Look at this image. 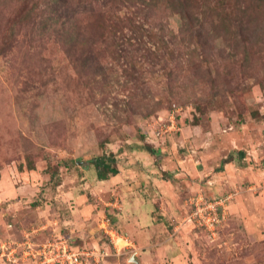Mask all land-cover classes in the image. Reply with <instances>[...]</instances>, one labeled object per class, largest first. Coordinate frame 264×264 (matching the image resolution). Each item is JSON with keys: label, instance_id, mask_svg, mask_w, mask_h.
Masks as SVG:
<instances>
[{"label": "rangeland", "instance_id": "rangeland-1", "mask_svg": "<svg viewBox=\"0 0 264 264\" xmlns=\"http://www.w3.org/2000/svg\"><path fill=\"white\" fill-rule=\"evenodd\" d=\"M22 1L26 0H0V48L7 14ZM27 1L38 3V21L53 22L47 20L53 16L49 0ZM104 1L91 0L93 7L111 9V15L124 20H116L117 33L107 35L100 51L97 43L91 55L90 60L101 57L105 68L100 82L88 81L81 70L82 63L76 58L89 55L79 51L78 41L70 53L66 51L68 47L54 32L59 24L50 25L44 35L40 33L42 29L32 31L31 25L11 47L0 49V195H4L0 246L5 240L16 246L24 240L26 230L45 223L48 215L56 218L54 213L64 211L68 216V210L72 211L69 208L75 205L74 198L82 196L90 202L88 215L95 228L98 226L94 231L89 229L90 224L73 228L75 244L96 251L85 264H264V193L251 189L252 181L258 184L262 177L251 175L245 182L238 178L241 180L235 186L226 178H218L220 166L213 164L206 173L212 182L208 178L206 183L196 185L186 180V174L187 178L194 177L189 173L188 159L194 158L192 163L200 171V167L204 168V160L197 159L208 137L218 142L231 136L229 143L223 144L225 153L232 148L245 151V167L250 163L256 169L264 168V30L259 41L262 48L248 58L242 48L236 53L229 43L210 41L196 49L194 41L176 45L169 41L183 61L181 69L178 59L165 49L157 57L154 38L152 41L150 37V29L158 24L180 34L179 14L170 9L148 12L145 4L129 6L125 0H113L111 5H103ZM69 3L71 8L82 11L86 4L82 0ZM88 12L77 17L82 26L91 19ZM132 26L140 27L138 32ZM213 47L215 51L210 52ZM175 106L181 107L179 118L170 122L169 113ZM170 123L172 128L166 131ZM199 137L204 139L195 145ZM147 145L158 151L151 152ZM109 153L118 158L119 167L134 164L140 173L139 182L129 183L127 193L119 184L109 187L99 181L95 166L88 163ZM225 153L223 156L230 158ZM77 159L84 163L77 164ZM225 160L227 157L224 163ZM30 162L35 169L27 168ZM48 165L54 175L47 173ZM84 174L88 175L85 180ZM195 178L205 180L206 175ZM199 184L213 191H203ZM229 193L234 196L227 220L215 234L198 225H185L193 197L202 194L213 198ZM130 194L143 198V203L137 207L138 213L134 207L132 210L139 219L126 220L131 232H124V238L133 245L125 246L124 238H119L123 227L117 213L121 210L117 205L107 207L103 199H117L116 203L125 207L123 200ZM45 202L51 205V214L38 215L37 210ZM11 203L15 206L9 212L6 208ZM60 203L65 207L59 208ZM17 211L23 216L14 217ZM103 218L111 219L107 229L118 230L113 236L115 243L102 227ZM131 226L143 237H138ZM65 228L48 229L35 235V239L43 242L53 234L71 235ZM16 255L20 264H36L30 258L23 260L20 248ZM0 264L16 263L0 257Z\"/></svg>", "mask_w": 264, "mask_h": 264}, {"label": "trees", "instance_id": "trees-1", "mask_svg": "<svg viewBox=\"0 0 264 264\" xmlns=\"http://www.w3.org/2000/svg\"><path fill=\"white\" fill-rule=\"evenodd\" d=\"M82 1L86 3L83 11L80 10L79 7L71 8L69 3L70 0H49L53 16L49 17L47 20H53L51 24H49L48 21H38L40 8L38 3L35 2L29 4L27 0L22 1L18 6H15L14 11L7 14L5 30L1 41L2 46L0 49L11 47L13 45L11 43L19 38L20 33L31 25L33 27L32 31L42 29L40 33L44 35L46 31L50 29V25L59 24L57 31L54 32L61 36L64 44L68 47L66 51L70 53L78 41L79 51L82 54L88 53L89 55L88 57H83V59L82 57L76 58L78 63H82L81 70L84 69V72H86V79L88 81L100 82V76H103L105 68L101 66V57L100 60H90L91 55L96 52L95 50L97 49L95 47L98 45L97 43H99L98 51H100L103 44L108 40L107 35L117 33L116 29L118 30V28L114 27L117 25L116 20L123 21L124 19L120 16L115 17L114 14L111 15V9L107 10L102 7L97 9L95 6L93 7L91 0ZM125 1L129 2V6L137 7V3L145 4L148 8V12H154L157 9H170L180 15L182 20L180 34H177L170 29L167 30V27L163 24H158L157 28L150 29V37L151 40L154 38L153 40L156 44V50L154 53L157 54V57L161 55L159 52L162 49H165V51H168L169 54L178 59L179 68L181 69L184 67V65H182L183 61L175 54V49L170 46L169 41L174 45L178 42L185 43L187 41L190 43L191 41H194L197 44L196 49L200 48V45L202 46L210 41H213L214 43L216 42V44L219 43V45L220 43H229V46H232L236 53H240V49L242 48L245 58H248L251 53L260 51L262 48L259 45V41L263 39L264 0ZM107 3H110L111 5L113 0H105L102 4L107 5ZM212 3H214V5H212ZM138 8L140 9V6ZM95 11H99V13H95ZM208 11L212 12L209 13ZM83 12H88L91 16L90 21L85 26H82V24L79 23L80 20L78 21L77 19L79 14ZM126 19H129V17ZM107 21L111 22L107 24ZM37 23L40 24L37 25ZM112 27L114 28L112 29ZM132 27L136 32H138V28H140L136 26ZM166 30L168 31L167 34L170 39H166ZM257 45H259V48ZM113 51L115 50L113 49ZM209 51L214 52V47L210 48ZM216 53L220 54L222 52L217 51ZM204 60L205 58L203 57L202 61ZM197 109L202 111L199 104H197ZM178 116L179 113H177L176 117ZM146 149L154 153L158 151L156 148L152 149V146L150 145H147ZM239 154L240 157L243 158L246 153L245 151H239ZM231 157L232 156L227 158V161L231 160ZM76 163H84V161L77 159ZM88 163L95 166L97 177L100 180H107L111 176L118 175L120 172L118 158L114 153L99 155L88 161ZM79 166L80 165H78V167ZM27 168L29 170L35 169L34 163L30 162V166ZM47 169V173H51V175L55 174V171L51 170V166L48 165ZM1 207L2 204H0V208ZM11 226L12 224H10V227ZM61 235L69 240L73 248H81L73 242L70 235H64L62 233Z\"/></svg>", "mask_w": 264, "mask_h": 264}, {"label": "crops", "instance_id": "crops-1", "mask_svg": "<svg viewBox=\"0 0 264 264\" xmlns=\"http://www.w3.org/2000/svg\"><path fill=\"white\" fill-rule=\"evenodd\" d=\"M230 138H231V136H227L225 138H220V140H218V142H217V140H214L215 138H213V137H208L206 140L203 137H201V138L199 137V139L194 140L195 141V145H196V144L199 143V141L201 143L202 140L204 139L203 142L205 144H201L203 149L200 150V153H201L200 154V158L197 159L198 162H200L199 160H201V158L204 160L203 161L204 168L200 167L202 169L200 171L198 169L199 167H196V165L194 166L193 163H192L194 158L192 159V161H189V159H188L187 160V163H188L187 165L189 166V169L191 171L189 173L192 176H194L193 178H191V177L187 178V174H186V180H188V184H190L191 182H194L197 185L198 182H200V181L201 182L204 181V183H206L205 181L208 178L209 179L207 181L212 182L211 178L206 173H208L210 171V169L212 168V165L214 164V165H219L220 166L219 172H218L219 175H217V177L218 178H222V179L226 178L225 180L228 181V184L234 183V185L236 186V184L238 183V180L243 179L244 180L243 182H245L247 179H251L252 177H254L256 179H258V178L260 179V177H262L261 181L260 180L258 181L259 182L258 184H255L257 181H252L254 186L252 185L251 188L255 189L256 186L257 187H262L264 185V175H263L264 174V170H263L264 168L263 169L262 168H257L256 169V167L252 166L250 163H249L250 165L248 164L249 167H245L244 164L246 163L245 159L247 157H246V154H245V156L243 158L240 157L239 151H241V150L236 151V149L232 148V149L228 150V153H225V151H224L225 149H223L224 148L223 144H224V142L229 143V140H231ZM213 144H214V146H213ZM254 147H255V145H253V148ZM223 152L225 154L231 155L232 159L228 160V161H226L224 163L223 159L226 158V157L228 158V156L227 155L223 156ZM250 153H252V152H250ZM189 156L193 157V155H191V154H189ZM189 156H188V158H190ZM119 168H120V172H119L118 175L111 176L107 180H100V179H98V180L103 182V183H106V185L108 184L109 187H113V186H116L117 184H119L117 186L121 187L124 193L125 192L127 193L129 188H130L129 183H133V182L137 183V182H139L138 180L140 178V173L137 171L136 165H134V164L133 165L127 164L124 167H119ZM248 169H253V171L251 172L252 174L248 171ZM79 173L83 174L81 172V170H79ZM186 173H188V172H186ZM95 175L97 176L96 172H95ZM197 175H202V176L206 175V179L203 180V178H201L202 180L201 179L199 180V179L195 178ZM251 175H252V177H251ZM87 177H88V175L84 174L82 179L85 180ZM238 178H241V179H238ZM232 179H234V180H232ZM216 180H218V179H216ZM141 181L143 182L144 179H141ZM147 181L150 182V180H147ZM85 183H87L86 186H88V181H86ZM155 185H156V183H155ZM205 185H207V184H205ZM198 186L203 191H204V189L212 190L211 187L204 188L203 185H200V184ZM157 189H159V188H157ZM228 189H230V187H228ZM159 190H162V189L160 188ZM263 190H264V188L259 189L258 191L259 192L261 191L262 194H263L264 193ZM66 193H68V192L66 191V192H64V194H59L58 196L65 195ZM262 194L260 195L261 197L263 196ZM109 195H110V193H109ZM133 196H135V194L134 195L130 194V196L128 195V198L125 197V199L123 200V202H125V207H123V205H121V202H120V205H118V203H116L117 199H115L116 201H111L109 199H106V200L103 199L104 204L107 207L108 206L116 207V205H117V207L121 210V211H118V213H117V217H118L117 219H118V221L120 223L122 222L121 226L123 227V229H121V230H123L122 233L119 232L120 238H124L125 236H127L124 232H126V233H129V231L131 232L130 225L127 223V221L128 220H130V221L133 220L134 221V220H138L139 219V217H137L136 213L133 214L132 210H133V207H134L135 211L138 213V208L137 207L139 206V204L141 205L143 203V198H139V197H137V195L135 196V198H133ZM3 197H4V195H0V204L3 201ZM66 198H68V197H66ZM116 198H118V197H116ZM74 199H75V205L72 206V208H69V209H72V211L68 210V216L67 215L65 216L64 211H59L58 213H54V214L58 215L56 218H54L52 216L49 217L50 215L46 216L47 214H51L50 210H49L51 208V205L48 204V202L44 203L45 204L44 207L43 206L39 207V210H37L38 213H39L38 215L46 216L47 219H46L45 223L41 222L40 224H37L38 227H34L31 230H29V229L26 230V232L27 231L32 232L31 239L35 243H43V242H45V241H43V242L37 241L35 239V235L40 236L41 234L44 233V231H48V229H51V228L61 229L62 230V229H64V227H66L65 228L66 232L68 230L70 231V233L72 232L70 236L73 239V242H76L75 240H77L76 236H72V234L74 235L73 228H75L76 225L84 226L85 224H87V225L90 224L91 226H90L89 229L91 231H94V229L98 228V226H96V228H95L94 220L93 219L91 220L90 215H88L89 211H90V208H89L90 202L85 201V199L82 196H78V197H76ZM83 201H85V202L83 203ZM80 204H81L82 207L79 206ZM9 205L10 206H8L6 208V210H9V212H10V209L13 207V205L15 206V203H11ZM34 205L36 206L37 204H34ZM60 205H61V207L59 206V208H64L65 207V205L62 206L63 204H61V203H60ZM66 207H68V206L66 205ZM139 207L141 208V206H139ZM20 211H22V210H20ZM20 211L19 212L17 211V213L13 214L14 217H16V218H18V216L22 217L23 215L20 213ZM71 212H73L74 217L71 216L72 215ZM22 213H24V211H22ZM104 216H107V215H104ZM106 219H109L110 226H111V219L110 218H106ZM104 220L105 219L103 218L102 222H104ZM131 227H133V231H135V234L138 237H141V236L143 237V235L140 234L142 232H137L136 233L135 226H131ZM117 232H118V230H117ZM1 236H2V234L0 233V238H1ZM77 237H80V236H77ZM124 241H125V246H129L131 244L133 245V242L131 240H128L127 238H124ZM29 260L34 263V261L32 259H29Z\"/></svg>", "mask_w": 264, "mask_h": 264}, {"label": "built area", "instance_id": "built-area-1", "mask_svg": "<svg viewBox=\"0 0 264 264\" xmlns=\"http://www.w3.org/2000/svg\"><path fill=\"white\" fill-rule=\"evenodd\" d=\"M181 107H173L169 113L170 122L177 121V113ZM171 123L166 124L165 130L171 129ZM161 130V129H160ZM162 131V130H161ZM262 187H255V189ZM252 189V188H251ZM233 193L221 194L213 198L198 194L190 200L193 206L189 216L185 219V225L193 224L194 226L204 227L209 233L215 234L218 228L227 220L230 203L233 201ZM110 225L109 219L104 220L103 229L111 236V241L115 243L114 235H117V230L110 231L107 226ZM32 232L27 231L22 242L14 245H9L10 241H6L0 246V257L6 258L11 263H19L17 253L19 248L22 252V259L30 258L36 264H85V260L94 258L96 251L77 249L71 246V243L66 237L53 234L50 239L43 243H35L31 239ZM120 238V237H119ZM102 256V255H101ZM99 256L98 258H100ZM103 257V256H102Z\"/></svg>", "mask_w": 264, "mask_h": 264}, {"label": "water", "instance_id": "water-1", "mask_svg": "<svg viewBox=\"0 0 264 264\" xmlns=\"http://www.w3.org/2000/svg\"><path fill=\"white\" fill-rule=\"evenodd\" d=\"M132 260H135V262H139L138 259L136 257H132Z\"/></svg>", "mask_w": 264, "mask_h": 264}]
</instances>
